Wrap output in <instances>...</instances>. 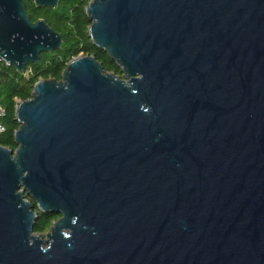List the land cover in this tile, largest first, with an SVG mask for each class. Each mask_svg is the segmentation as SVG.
I'll use <instances>...</instances> for the list:
<instances>
[{"label":"water","instance_id":"obj_1","mask_svg":"<svg viewBox=\"0 0 264 264\" xmlns=\"http://www.w3.org/2000/svg\"><path fill=\"white\" fill-rule=\"evenodd\" d=\"M85 14L124 79L80 55L18 102L0 264H264V0H90ZM61 45L23 0H0L8 66ZM26 196L58 216L45 239Z\"/></svg>","mask_w":264,"mask_h":264},{"label":"trees","instance_id":"obj_2","mask_svg":"<svg viewBox=\"0 0 264 264\" xmlns=\"http://www.w3.org/2000/svg\"><path fill=\"white\" fill-rule=\"evenodd\" d=\"M90 0H59L54 9L37 8L33 0H23L25 11L31 22L43 19L62 38L61 47L51 53H41L38 63H28L23 73L0 60V146L15 150L14 133L19 127L15 119V107L20 101L29 100L35 83L42 79H61L67 63L77 56H93L103 70L124 79L120 68L101 49L95 47L88 35L91 22L85 14ZM26 199L37 214L33 231L47 232L58 216L41 214L32 199Z\"/></svg>","mask_w":264,"mask_h":264},{"label":"rangeland","instance_id":"obj_3","mask_svg":"<svg viewBox=\"0 0 264 264\" xmlns=\"http://www.w3.org/2000/svg\"><path fill=\"white\" fill-rule=\"evenodd\" d=\"M48 231H49V230H48ZM48 231H47V232H48ZM47 232H45L44 234H42V239H45L44 236H45V234H46ZM44 247H45V246H44Z\"/></svg>","mask_w":264,"mask_h":264},{"label":"built area","instance_id":"obj_4","mask_svg":"<svg viewBox=\"0 0 264 264\" xmlns=\"http://www.w3.org/2000/svg\"><path fill=\"white\" fill-rule=\"evenodd\" d=\"M1 61H2V60H1ZM2 131H3V128L0 127V132H2Z\"/></svg>","mask_w":264,"mask_h":264}]
</instances>
